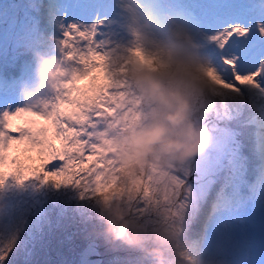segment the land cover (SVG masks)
Here are the masks:
<instances>
[{"label": "rangeland", "instance_id": "374dc122", "mask_svg": "<svg viewBox=\"0 0 264 264\" xmlns=\"http://www.w3.org/2000/svg\"><path fill=\"white\" fill-rule=\"evenodd\" d=\"M60 1L61 0H50V2H46L45 0H7L5 6L9 7V12L0 19V58L3 56L4 58L14 59L17 55H20V53H31L33 57L38 58L41 54H47L45 51H51L53 53L55 46L58 47L59 45L56 44L54 40L55 35L49 34L48 28L47 30H41L40 16L44 11H58L59 14H57L55 21H59L58 17L61 15V9L64 8L63 3H60ZM79 1L80 0H69L65 2V0H63L67 7V13L70 11L68 22H66L67 25L69 23H80L91 26V24L98 19V5L107 7L112 2V0H105V2L102 3L96 0L98 3L96 4V10L93 11V18H90L86 22H81L77 15L81 12L82 6L86 7L90 3L84 0L83 3L81 2L80 6L78 5ZM204 1L206 2L207 0ZM210 1L211 0H209V2ZM219 1L220 0H214L213 3L217 5ZM20 2L23 3L22 8L20 7ZM246 2L254 4V0H246ZM199 3L200 5L202 4L203 9H205L204 3L202 1ZM145 7L147 12L149 11L153 14L155 21L160 22L161 15L157 12L150 11V5H145ZM195 10L194 8L188 7L183 12L182 10L178 11L175 7H171L169 18L179 27H182V22L184 19L188 18L192 29H201V25L197 24L202 21L200 20V13ZM212 10L213 9H211L210 12H212ZM190 12L195 15L194 18L191 16ZM204 12V14L208 16L214 15V12L211 14L206 10H204ZM254 16L255 14L245 17V27L248 26L249 22L253 25L255 24L256 20ZM63 18H65V15H63ZM134 22L139 24V20ZM132 23L133 21L131 19L127 21L126 24L121 23V28L127 37H125V35L117 37L115 39L117 47L128 49L140 56L134 58V60H130L132 64L148 63V60L143 59V57L150 51L147 42L152 41V36L142 27L134 26L135 30L131 29L130 25ZM101 24L103 25L100 30V34L102 35L97 36V39L108 37L106 33L112 29L108 19H103ZM22 26H26L28 32L25 38L26 41H21L20 38H22L23 35H16L14 33ZM166 29H169V27ZM172 31L174 34L178 32L173 30V27ZM253 32H256L255 29ZM174 34L170 33L172 36ZM130 40L135 41L136 44H131ZM168 40L170 43L175 42L172 38H168ZM180 42L182 43L183 51L196 50L199 46L205 48L204 44L200 45L202 43L190 44L182 40ZM44 45L46 47H44ZM118 54L120 53L118 52ZM219 57L220 55H218V59ZM54 59L55 62H48V65L53 66L51 67L54 72L60 71L57 66L62 64L64 60L69 62L68 57L62 54ZM252 61L255 62L250 64ZM70 66L69 64V67ZM162 66L168 70L172 68V65L168 62H163ZM240 66L243 69L251 66L253 68L251 71H255L256 68L262 65L260 64L259 58L252 57L244 60ZM199 69L200 64L196 68V71ZM173 71L172 74L168 72V74L155 75L161 79L166 88L181 90L188 97L190 105L188 118L195 127H202L208 134V144L202 152L187 159L184 163H176L167 159L161 162L159 156L151 157L147 163L132 166L131 169L123 163L121 157L126 148L124 138L127 133L132 130L140 129L138 124L141 122H145L146 125L144 127H146L153 121L162 119L165 111L159 103L148 97L146 89L142 86L141 82L138 83V80H135V78L132 80L129 79L128 75L127 79L131 85L132 91H134L142 102L143 115L132 126L111 127L106 131L107 135L117 132L111 140L113 142L114 154L120 162L121 169H130L131 178L138 177L144 169L149 167L162 169L171 167L172 165L182 166L180 172L183 178L181 182L184 183L185 187V195L183 197L185 206L180 210V219L184 220L187 218L190 211L197 209L200 204L207 202L210 191H212L214 185L217 183L218 177L223 171H235L240 161L244 158V153L241 149L242 133L238 124L240 121L244 122L247 119L238 118V113L245 110L246 101L244 99L241 103H237L226 95L220 98L215 90H210L208 88L206 82L195 79L191 77V75L181 73L176 70V68ZM187 71L192 72L195 71V69L189 66L187 67ZM93 74L98 77V85L104 83L102 72L97 71ZM226 75H228L231 80L230 83H234L228 71H226L225 76ZM72 80L73 79H64L61 81V84L66 81L71 83ZM258 80L261 84L260 88L240 84H237L236 87L242 86L250 92L251 96L257 97L255 91L259 89L264 90V77H258ZM22 81V83L14 86L11 92L6 88L3 94L17 98L16 96L22 92V88L19 90L18 88L33 84L30 79L23 78ZM80 84L81 83L78 82V85ZM50 89L55 91L58 87L52 85L48 88L47 86L44 91H49ZM36 94L39 93H34V95ZM58 98L59 97L56 96L52 98L51 103L53 104ZM258 98L264 101V92L260 93ZM63 110L70 112L72 108L67 105V108ZM249 119L257 126L253 127L250 124L247 126L248 130L264 126V122L260 121L257 115H252ZM22 120L21 117H14L10 127L17 128L26 126L25 122L21 123ZM41 121L44 120L39 119L32 127L36 128L41 124ZM17 134L18 133L15 135ZM251 138H257L259 140L261 135H253ZM54 144L57 148H60L62 146V141L56 140ZM21 145L22 144L19 146ZM24 162L26 163L27 161L25 160ZM251 177L252 180L255 178L253 175ZM12 181L13 182L10 183L12 184L13 192H16L20 199L23 197L22 200L24 202L19 206L16 212L14 210V217L18 225L14 231L12 240L6 243L0 253L7 255V259H0V264H23L24 262H26L25 264H74L78 260L79 252L89 241H96L97 243V250L101 257L98 264H140L141 261L146 260L148 253L153 251L155 239L160 235L158 227L163 232H168L170 229V226L162 222L164 217H168L167 212L159 213L160 219H156L154 215L150 217L143 212L136 214L125 198L124 209L126 215L119 214L122 219L117 218L116 208H113L109 215L103 213L96 216V211H101L103 209L102 199L98 197L91 199L93 194L90 193L85 194L84 198L81 199L80 190L74 187L69 191L66 190V192L64 189L62 190L59 201L63 209L58 217H53L52 207L47 203V198L51 197V192L54 188V184L51 181L42 183L38 179H32L26 180L23 184H17L15 180ZM9 195L14 196L13 193ZM120 196L123 197L122 195ZM168 219L170 221L169 217ZM56 220L57 223L54 222ZM119 224H123L126 227V234L122 238H117L114 233V228ZM170 224L173 228L178 226V224L175 226H173L172 223ZM245 230L246 234L242 242L245 241V243H248L249 247L254 248L257 256L260 255L264 258V252L261 249V244L264 243V224L247 225ZM22 231L28 232V234H26L28 236L26 240L20 238ZM21 241H23V244H18ZM9 249H11L10 252L8 251ZM240 258H242V261H240ZM257 261L258 258L251 259L248 255L247 258H244V255L241 257V250L235 258L236 264H257Z\"/></svg>", "mask_w": 264, "mask_h": 264}, {"label": "bare ground", "instance_id": "6f19581e", "mask_svg": "<svg viewBox=\"0 0 264 264\" xmlns=\"http://www.w3.org/2000/svg\"><path fill=\"white\" fill-rule=\"evenodd\" d=\"M67 1L69 0H65V2ZM85 1H88L90 4L86 7H81V12L77 15L81 22H86L90 18H93V11L96 10V4L100 2V0H97L98 2L96 0ZM166 1L168 3L172 2L178 11L183 10L184 12L185 9L191 7L194 10L196 9V12H200L202 23H197L201 25L200 27H205L206 19L212 17L204 14V10L210 12L213 9L210 14L216 12V5L213 3L214 0L210 2L209 0L206 2L204 0H177V3H174V0ZM200 1L204 3L205 9H203L202 4L200 5ZM65 2L63 0L60 1V3H63L64 8L61 9V15L58 17L59 21H55L57 14H59L58 11H44L40 16L41 30H47L48 28L49 34L55 35V42L62 37L64 26L67 25L66 22L69 19L70 11L67 13ZM81 2L83 3L84 0H80L78 5L81 6ZM236 2L237 0H231L227 9L217 16H221L233 23L245 25V17L229 14L231 7ZM5 3H7V0L0 1V19L9 12V7L5 6ZM257 3H264V0H254V4ZM145 5H150L154 10L159 9L155 0H112L109 6L104 7L98 5L99 9L97 8L99 11V20H95L94 23L98 25L99 33L103 27L101 21L108 19L112 27L106 33L108 37L115 39L124 35L127 37L121 28V23L126 24L131 19L133 21L130 25L131 29H134V26H139L152 36V41L147 42L150 51L143 57V59L148 60V63L132 64L130 60H134V58L140 56L128 49L117 47L120 53L118 54L117 52V54L128 61V78L138 80V75L145 72L161 75L168 74V72L172 74L176 68L181 73L191 75L195 79L206 82L208 88L215 90L220 98L226 95L237 103H241L245 99L246 108L244 111L238 113V118L247 120L244 122L240 121L238 124L242 133L241 149L244 153V158L240 161L236 170L223 171L218 177L217 183L214 185L212 191H210L207 202L200 204L197 209L190 211L186 219H180L176 228L171 226L168 217H164L162 222L170 226L169 231L163 232L158 227L160 235L155 239L153 251L149 252L146 260L141 261L140 264H236L235 258L238 256L240 250L241 257L247 254L251 259L258 258L257 264H263L264 258L260 255L257 256L254 248L249 247V244L245 243V241L242 242V240H244L247 225L264 224V126L252 130L247 129V126L250 124L253 127L257 126L249 119L252 115H257L260 121L264 122V101L258 98L259 94L264 92V90L259 89L255 91L257 97H253L242 86L236 87V91L223 88L214 74V68L220 65L218 55L228 56L232 50L217 53L213 57L202 46L197 47L198 49L196 50L183 51L181 40L190 44H204L205 34L203 28L192 29L188 18L184 19L182 22L183 26L179 27L171 21L167 13H163L160 22H157L153 14L149 11L147 12ZM63 15H65V18H63ZM260 18L258 15L254 16L255 20ZM137 20H139V24L134 22ZM167 27L169 29H166ZM172 27L173 30L178 31L176 34L173 33ZM206 30L211 31V29ZM169 32L174 35H170ZM14 33L16 35H23L22 38H19L21 41H26V34H28L26 26L20 27ZM258 35L257 32H252L251 39L256 40ZM168 38H172L177 42L170 43ZM130 42L133 45L136 44L133 40H130ZM44 47L46 46L44 45ZM45 52L47 55L42 60L33 57L31 53H23V58L20 57L17 60L16 58L10 59L4 58L3 56L0 58V113H3L5 110L14 111L19 107L32 109L36 112H46L49 106L52 105V98L55 96L60 97L62 91L70 85V83L61 84V81L64 79H74V70L71 66L69 67L67 60H64L62 64L57 66L60 70L59 72H54L52 69L53 66L48 65L50 61L55 62L54 58L61 55L62 49L59 46H55L53 53L51 51ZM163 62L170 63L172 68L169 70L166 69L162 66ZM254 62L252 61L250 64ZM30 64H32L31 67ZM199 64L200 69L196 71ZM189 66L193 67L195 71L188 72L187 67ZM252 69L250 66L244 70L251 71ZM17 72H21L23 75L22 78L30 79L33 84L18 88V90L22 88V92L16 96L17 98H13L11 95H4L3 92L6 88L23 82V79L18 83L10 80L8 85L5 84V75L10 76ZM225 74L226 71L221 69V75L225 80L230 82L231 80L228 75L225 76ZM80 83V85H77L78 87L86 88L88 86L87 80L80 81ZM138 83H140L139 80ZM52 85H56L58 89L55 91L51 89L44 91L47 86L49 88ZM36 92L40 95H34ZM64 108H67V105H64ZM21 118L23 119L21 123L29 119L39 121L38 117H30L27 115ZM145 125V122L138 124L140 128H143ZM40 126H47L49 128L48 135L49 137L52 136L51 122L41 121V124L36 128ZM116 134L117 132H113L108 137L112 140ZM253 135H261V138L259 140L257 138L252 139L251 137ZM52 142L55 143L56 140L53 139ZM24 147V144L21 146L13 145L8 153L9 157L19 156L23 162L26 160V163L41 162L36 151L24 153ZM28 157H32L33 160L29 161ZM4 170L7 171L8 169L5 168ZM122 172L126 177L131 178L129 168H123ZM252 175L255 176L253 180ZM10 182L12 183L13 181L9 180L0 188V253L6 243L12 240V236L18 225L14 215L19 206L24 202L22 200L23 197L20 199L16 192H13L14 190ZM122 187L123 185L111 191L106 189L103 193H90L93 194L91 199L96 197L102 199L103 209L96 211V216L103 213L109 215L113 208H116V215L117 213L126 215L124 198L119 195ZM72 188V186L56 188L54 185L51 197L47 198L48 205L52 207L53 217H58L62 212L63 206L59 201L62 190L64 189L66 192V190L69 191ZM11 193L14 196H10L9 194ZM160 214L154 212V216H160ZM54 222L57 223V220ZM26 234H28L27 231H22L20 238L26 240L28 238ZM18 244H23V241ZM240 261H242V258H240Z\"/></svg>", "mask_w": 264, "mask_h": 264}, {"label": "snow or ice", "instance_id": "6c2138e0", "mask_svg": "<svg viewBox=\"0 0 264 264\" xmlns=\"http://www.w3.org/2000/svg\"><path fill=\"white\" fill-rule=\"evenodd\" d=\"M229 14L243 17L255 14L261 18L254 25L249 22L247 27L221 16L206 20L202 27L206 51L213 57L232 50L230 55L219 57L220 65L215 66L214 74L225 89L236 91L237 84L260 88L258 77H264V3L237 0ZM254 29L259 34L256 40L251 39ZM98 35L102 34L95 24L64 26L62 37L56 43L75 70L70 85L46 112L19 107L0 113V188L9 180L23 184L26 180L38 179L42 183L51 181L56 188L76 187L83 199L85 194L103 193L123 185L119 195L136 214L143 212L151 217L154 212H167L175 226L185 206L182 166L149 167L138 177L128 178L114 154L113 142L106 130L134 125L143 115L142 102L131 89L127 79L128 61L117 54L115 38L97 39ZM252 57L259 58L262 66L245 71L240 65ZM221 69L231 74L234 83L224 79ZM97 71L103 73L104 83L99 85L98 77L93 75ZM85 80L89 81L86 88L77 86ZM64 105L72 111H64ZM25 115L51 122L52 136L49 137L47 126L32 127L37 123L33 119L26 120L24 127H10L14 117ZM13 131L18 134L12 135ZM53 139L62 141V146L57 148ZM20 144L25 145L24 153L36 151L41 162L25 163L19 156L10 158L8 153L13 145ZM0 259H7V255L0 254Z\"/></svg>", "mask_w": 264, "mask_h": 264}, {"label": "clouds", "instance_id": "9594fccd", "mask_svg": "<svg viewBox=\"0 0 264 264\" xmlns=\"http://www.w3.org/2000/svg\"><path fill=\"white\" fill-rule=\"evenodd\" d=\"M138 80L146 89L149 98L164 109L162 119H158L125 136L126 148L122 161L130 169L143 165L149 158L159 156L176 163H184L202 152L208 144V134L202 127H195L188 118L189 100L181 90L166 88L161 79L150 72L138 75ZM117 218L122 219L117 213ZM117 238L126 234V227L119 224L114 228Z\"/></svg>", "mask_w": 264, "mask_h": 264}, {"label": "water", "instance_id": "95a60500", "mask_svg": "<svg viewBox=\"0 0 264 264\" xmlns=\"http://www.w3.org/2000/svg\"><path fill=\"white\" fill-rule=\"evenodd\" d=\"M21 8L23 3L20 2ZM261 249L264 252V243L261 244ZM101 260V257L97 250L96 241H89L84 248L79 252V257L76 263L74 264H98Z\"/></svg>", "mask_w": 264, "mask_h": 264}]
</instances>
